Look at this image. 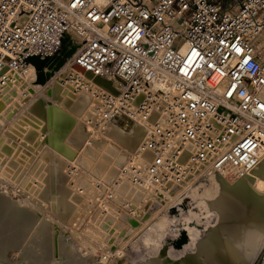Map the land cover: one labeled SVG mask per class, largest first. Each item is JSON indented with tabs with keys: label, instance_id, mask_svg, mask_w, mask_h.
<instances>
[{
	"label": "built area",
	"instance_id": "obj_1",
	"mask_svg": "<svg viewBox=\"0 0 264 264\" xmlns=\"http://www.w3.org/2000/svg\"><path fill=\"white\" fill-rule=\"evenodd\" d=\"M72 47L71 66L108 84L75 83L94 100L97 130L141 129L151 157L131 158L129 174L145 197L257 163L264 0H0V91L29 58ZM159 74L169 83L154 88Z\"/></svg>",
	"mask_w": 264,
	"mask_h": 264
},
{
	"label": "rangeland",
	"instance_id": "obj_2",
	"mask_svg": "<svg viewBox=\"0 0 264 264\" xmlns=\"http://www.w3.org/2000/svg\"><path fill=\"white\" fill-rule=\"evenodd\" d=\"M59 57L42 68L46 82L39 90L31 88L25 92L18 88L13 94L11 86L9 99L6 98L4 109L0 110V199L27 210L32 222L37 214L36 228L48 224L49 235L55 238L52 241L61 242V248L57 244L53 247L48 264H160L162 249L170 256L182 258L195 250V241L199 248H207L209 235L220 227L227 228L230 216L215 217L204 208L203 200L195 193H200L206 183L181 184L168 194L160 192V199L152 195L145 197L140 185L130 183L129 174L141 133L130 136L114 129L120 134L115 138L116 131L109 130L113 126L99 132L94 119V100L88 97L87 101L78 103L84 92L76 90V82L70 77V56L64 66L61 62L55 67ZM64 76L74 83L62 86ZM97 147L101 153L107 152V156L93 152ZM96 161H106L108 170L94 172L92 163ZM225 174L230 179L228 182L237 180L233 169H226ZM216 177L220 182L226 181ZM258 180L253 187L259 190L264 203V173ZM24 187L26 191L21 190ZM248 209L242 214L246 220L250 218ZM224 228L220 232L222 236L226 235ZM29 247L31 243L25 242L23 248L18 245L1 251L5 261L31 264L27 260L35 256L21 257L22 251ZM19 257L23 261H17ZM203 258L207 259L200 254L197 263L207 264ZM263 259L264 244L255 257L247 255L242 260L223 264H264Z\"/></svg>",
	"mask_w": 264,
	"mask_h": 264
},
{
	"label": "bare ground",
	"instance_id": "obj_3",
	"mask_svg": "<svg viewBox=\"0 0 264 264\" xmlns=\"http://www.w3.org/2000/svg\"><path fill=\"white\" fill-rule=\"evenodd\" d=\"M58 55H60V54H58ZM55 57L54 56L51 57V59L48 60L47 65H45L44 67H48L49 62L52 59H54ZM71 57H72V54L70 55V59H71ZM61 58L62 57L60 55L59 60L56 61L57 64H55V67H56V65L60 66L61 62H63V66L65 65L64 62H66V59L64 61L63 58L62 59ZM70 59H69V63H70ZM27 67H28V70L23 69L21 71V73H19L15 77V79L13 80L12 83H10L5 89L0 91V110L4 109V102L8 101V100H6V98L9 99L8 94H10L9 88L11 86H13L12 91H13V94H15L14 91L15 90L18 91V88H19V91L23 90L25 92H30L29 90L31 88H33L34 91L39 90L40 87H42L44 85V83L46 82V73H44L45 69L42 70V75H43L45 80L43 83H39L36 80L37 70L34 68V66L32 64H30ZM48 73H49V70H48ZM69 74H72V75L70 76V75H68V73H66V75L70 76L72 78V80H74V82H77L78 77H81L83 82L85 80L91 86L105 87V83L102 80L95 78V77H91L88 74H82V73L80 74L76 70V68L73 66H72ZM168 83H169V79L166 76L159 74L152 81V86L154 88H160V87L167 86ZM77 89H78V87L76 86V90ZM82 92H84V91H82ZM12 96H14V95H12ZM88 97H90V96H88V94L86 92H84L78 98V103H83V102L87 101ZM113 127H115V128L109 129L111 131V133H112V130L116 131L114 129H117V131L119 130L120 133L125 132L127 135H130V136L131 135L132 136H139V134L141 133V129H137L136 132H128V131H124V130L119 129L116 126H113ZM117 131H116V133L113 132V135L114 134L116 135L115 138H118L120 135ZM139 146H140V140H139V143L137 145V148L135 149V152L132 155V163L135 165H141V164L145 163L147 160H149L151 157L150 153L140 151ZM62 149L64 150V148H62ZM100 151L101 150L98 147L93 148V152H95L96 154L99 153L100 155L107 156V154H108L107 152L105 155V152L101 153ZM259 152H260V156H259L257 163L252 168H250V169H248L242 173H237V176L235 177V179H237V180H235L233 182H228L230 179H228V177L225 174L226 170H224L221 174H217V175H213V176L208 177L207 182H205L206 185L202 186L203 189H201V192L198 194L195 193V195H198V197H199V199H201V201L203 200L204 208L206 210L212 212L213 214L212 213L211 214L214 215L215 217H216V215H227L228 218L230 216L229 221L226 224L227 226L225 225L227 228L223 227L224 229H226V230H224L226 232V233L224 232L226 235L225 236H222L223 234L221 235L220 232L223 231L222 230L223 228L220 227L219 231L212 232V235H209L210 236L209 239L211 241L207 245V248H205V249L199 248L198 245H196V241H195L193 243L195 250L193 252H191L190 254H187L186 256L182 257V258H175L173 256H170L165 249H162L160 251V264H198L196 260H198V257L200 256V254L201 255L204 254L207 257V259L203 258L204 260L206 259L204 262L207 264H217V263L223 264V263H228V261L236 262V261H239L240 259L241 260L244 259L245 256L247 257V255H249V256L253 255V257H255L257 255L260 246L262 244H264V203L262 202L263 197L260 195V192H258L259 190L255 189L253 187V183L259 179L260 174L264 173V142H260ZM84 161H86V160H84ZM102 162H104V161H102ZM102 162L96 161V162L92 163V166H93L92 169L94 172L97 173V172H101V170L103 171V170L107 169V167H108V165L106 166L107 162L106 161H105V163H102ZM27 175H29V174H27ZM59 175H60V173H59ZM216 176L225 178L226 181H223L225 183L220 182V179L217 178ZM30 177H31V175H30ZM231 180H232V178H231ZM258 181H260V180H258ZM25 183H26V181H25ZM30 183L31 182L29 181V184ZM132 184H135V183H132ZM26 188H29V186H27ZM26 188L21 189V190L26 191ZM60 193H62V192H60ZM17 194L19 195V193H17ZM25 194H26V192H25ZM25 196H27V195H25ZM61 196H62V194H61ZM30 198H31V194H30ZM196 198H197V196H196ZM23 199H24V196H23L22 200ZM0 200H1L0 201V264H5V263L13 264V263L9 262L10 260L5 261L6 257L3 255L2 249H6L7 247H17L18 245H21L23 248L25 245V242L26 243L30 242L31 247H29L25 252L23 250L22 253H24V254L21 255V257L22 256H29V255L35 256V257H33V260L29 257V259L27 260V263L48 264L49 257L52 254V252H54V248L56 247L55 245L57 244V245H59L58 247L61 248V244H60L61 242L57 243L55 240H54V242L52 241V238H54V235H52V234L49 235L50 229H49L48 224L46 223V224H43V225L38 226L36 228L34 226V223H35V221L38 220L37 214L35 215V221L32 222V219H31L29 213L27 212V210L25 211V209H23V208H19L17 206H14L12 203L7 201L6 199H0ZM31 202H32V204H34L33 201H31ZM26 205H27V203H26ZM29 206H33V205H29ZM34 208H36V207H34ZM34 208H32V209H34ZM246 208L247 209L249 208L248 210H249V214H250L249 217L250 218L248 220L244 219L245 216L243 218V215H242V214H245ZM223 210H225L226 213L222 214ZM218 212H219V214H216ZM32 215H34V213H32ZM164 216H166V215H164ZM163 218H165V217H163ZM161 221L163 222V220H161ZM215 224H218V223L215 222ZM162 227H163V225H162ZM212 227H213V225H212ZM35 230H36V233H37V231H39L40 234H35V232H34ZM33 232H34L35 236L32 239ZM197 241H200V239H198ZM208 242H209V240H208ZM26 254H28V255H26ZM21 257H19L17 259V261H23Z\"/></svg>",
	"mask_w": 264,
	"mask_h": 264
},
{
	"label": "water",
	"instance_id": "obj_4",
	"mask_svg": "<svg viewBox=\"0 0 264 264\" xmlns=\"http://www.w3.org/2000/svg\"><path fill=\"white\" fill-rule=\"evenodd\" d=\"M66 39V37L62 38V41H64ZM74 52V48H70V49H67V48H62L60 51H59V54L61 55V57L63 58V60L65 61V59L67 57H69L72 53ZM58 54H56L55 56H57ZM54 56V57H55ZM50 58H45V59H39L38 57H31L28 59V61L34 66V68L37 70V82L39 83H43L44 82V77L42 75V68L47 65L48 63V60H50ZM55 71H57L58 69H54ZM53 70V71H54ZM99 79V78H98ZM101 80V79H100ZM103 81V80H102ZM105 83V87H108V84L103 81Z\"/></svg>",
	"mask_w": 264,
	"mask_h": 264
},
{
	"label": "crops",
	"instance_id": "obj_5",
	"mask_svg": "<svg viewBox=\"0 0 264 264\" xmlns=\"http://www.w3.org/2000/svg\"><path fill=\"white\" fill-rule=\"evenodd\" d=\"M230 1H231V0H230ZM230 1H229V0H222V3H223L224 6H227V5L229 4Z\"/></svg>",
	"mask_w": 264,
	"mask_h": 264
}]
</instances>
